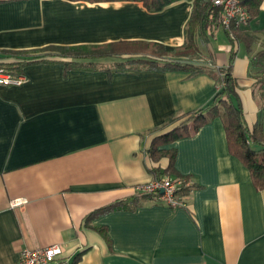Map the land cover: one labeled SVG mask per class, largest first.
<instances>
[{
	"label": "crops",
	"instance_id": "obj_1",
	"mask_svg": "<svg viewBox=\"0 0 264 264\" xmlns=\"http://www.w3.org/2000/svg\"><path fill=\"white\" fill-rule=\"evenodd\" d=\"M191 7L190 0L157 11L139 1L0 0V60L13 61L2 51L50 45L178 47ZM241 29L255 38L250 49L231 45L221 28L198 41L204 58L195 65L208 71L67 70L57 58L25 65L19 87L0 86V264H17L24 247L52 244L63 247L60 264H264V189L230 154L218 116L206 113V124L167 146L175 149L169 174H162L167 158L147 154L179 117L213 103L214 71L229 65L233 101L249 129L257 124L253 56L264 48V0ZM158 177L186 179L185 207L144 198L85 224ZM14 200L25 203L11 207Z\"/></svg>",
	"mask_w": 264,
	"mask_h": 264
},
{
	"label": "trees",
	"instance_id": "obj_2",
	"mask_svg": "<svg viewBox=\"0 0 264 264\" xmlns=\"http://www.w3.org/2000/svg\"><path fill=\"white\" fill-rule=\"evenodd\" d=\"M70 1H87V2H112V1H139L149 10H160L164 6L177 0H70ZM192 3L190 16L187 20L184 30L183 43L178 47H171L159 43H139V42H114L102 45H78V46H56L50 45L43 48H49L56 52V56L66 60L63 64L65 69L88 70L94 71L97 68H103L100 61L109 58H119L124 53V47L129 45H145L153 47L156 51L153 57H142L137 59H129L128 63H134L137 67L124 66L125 62H117L113 65L114 69H148V70H170L185 69L192 73L208 71L204 66L195 65L190 61H181L180 58L201 57L202 54L198 49V41L205 42L213 36L218 25L220 17V8L213 5V0H190ZM263 0H241L242 5L249 13L250 20L255 18L260 11ZM226 33L231 45L242 42L246 48L254 43L255 38L248 36L242 32L241 28L232 29ZM42 49V48H41ZM40 49L32 51H2L6 58H12L11 62H3L16 73H22L23 67L27 64L52 62L51 60L37 56L35 53ZM165 56L171 57L163 60ZM234 52L231 50L230 60H232ZM204 57H202L203 59ZM200 59V58H198ZM14 67V68H13ZM253 67L257 69L255 78L260 90L261 101V118L257 124L249 129L244 122L243 111L241 106L234 103L236 98V82L231 75L230 65L225 68L215 70L217 91L213 103L205 109L194 113L184 114L179 117V122L175 127L167 132L155 136L150 143L147 154L151 161L157 162L162 158L168 159V165L162 174H169L173 167L175 158V149L167 148L172 142L190 136L195 133L201 126L208 122L206 113L211 116H218L223 124L228 150L230 154L238 159L247 169L251 177L252 183L257 190L264 189V48L253 56ZM222 108V109H221ZM175 122V123H176ZM169 126V125H168ZM158 177L156 179H160ZM182 180L180 195L188 189L186 179ZM154 198L151 194H137L135 197L127 200H118L109 205L101 207L85 218V224L92 217L122 209L135 208L141 199ZM102 233L101 228H94Z\"/></svg>",
	"mask_w": 264,
	"mask_h": 264
},
{
	"label": "built area",
	"instance_id": "obj_3",
	"mask_svg": "<svg viewBox=\"0 0 264 264\" xmlns=\"http://www.w3.org/2000/svg\"><path fill=\"white\" fill-rule=\"evenodd\" d=\"M213 5L220 8L218 20L219 28L231 31L245 27L250 22L249 13L242 5L241 0H213ZM23 73H16L3 65L0 60V86L19 87L26 82ZM182 180L170 177L153 179L147 183L135 187L136 194L154 195V201L167 205L170 208L185 207L183 196L180 195ZM188 185V184H186ZM160 190L163 192L160 193ZM24 200H14L11 207L23 205ZM63 247L60 244H52L46 247L30 248L24 247L19 251L17 264H60Z\"/></svg>",
	"mask_w": 264,
	"mask_h": 264
},
{
	"label": "rangeland",
	"instance_id": "obj_4",
	"mask_svg": "<svg viewBox=\"0 0 264 264\" xmlns=\"http://www.w3.org/2000/svg\"><path fill=\"white\" fill-rule=\"evenodd\" d=\"M218 28V27H217ZM204 44L200 43L199 44V50L200 48L202 49V51H204L203 49ZM156 51V49H153V47H147L145 45H129L128 47H124V53H122V55L119 56V58H109V59H105L100 61V65L98 66H104V67H108L111 66L113 67V65L117 62H125L124 66H128V67H137V65H135L134 63H128L127 61L129 59H137V58H142V57H153V53ZM201 53V50H200ZM202 54V53H201ZM35 55L37 56H42V58L48 59V60H53V59H57L59 57L56 56V52L54 50H51L49 48H42L39 50V52L35 53ZM203 55L201 57H194L192 59L189 58H180L181 61H190L192 60L193 63H203V59H202ZM171 57L169 56H165L164 58H162L163 60H168ZM200 58V59H198ZM7 66V65H6ZM7 68L10 69V67L7 66ZM14 68V67H13ZM13 70V69H11ZM260 95V94H259ZM222 109V108H221Z\"/></svg>",
	"mask_w": 264,
	"mask_h": 264
},
{
	"label": "water",
	"instance_id": "obj_5",
	"mask_svg": "<svg viewBox=\"0 0 264 264\" xmlns=\"http://www.w3.org/2000/svg\"><path fill=\"white\" fill-rule=\"evenodd\" d=\"M163 191L162 190H160V193H162Z\"/></svg>",
	"mask_w": 264,
	"mask_h": 264
}]
</instances>
